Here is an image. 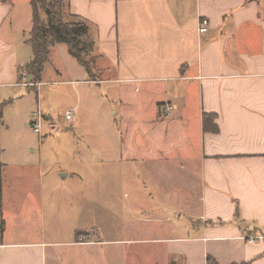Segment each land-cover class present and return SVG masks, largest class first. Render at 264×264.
<instances>
[{"label": "crops", "instance_id": "obj_1", "mask_svg": "<svg viewBox=\"0 0 264 264\" xmlns=\"http://www.w3.org/2000/svg\"><path fill=\"white\" fill-rule=\"evenodd\" d=\"M64 2L66 22L88 24L94 77L55 43L34 86L53 70L84 95L106 86L110 134L48 188L43 171L40 188L6 177L22 160L0 156V264H264V0ZM33 13L31 0L0 3V140L5 109L31 87ZM117 167L137 196L123 236ZM166 187L186 224L151 213Z\"/></svg>", "mask_w": 264, "mask_h": 264}, {"label": "rangeland", "instance_id": "obj_2", "mask_svg": "<svg viewBox=\"0 0 264 264\" xmlns=\"http://www.w3.org/2000/svg\"><path fill=\"white\" fill-rule=\"evenodd\" d=\"M90 56V52L84 54L86 59H89ZM47 73L48 75L43 79L47 82L38 87H29V93L22 101L7 106L3 120L4 124L1 126L0 156L9 161L13 160L14 157L22 160L19 164L15 163V166L10 164L6 167L4 170L5 176L10 177L18 174L20 184L26 187L36 188L37 186V188H40L45 173L46 183L44 184L48 188V176H53L59 170L72 172L76 170V158L79 151L87 148L92 141L94 147L90 150L98 153L102 151L103 140L99 137L93 139L92 135L105 137L110 134L108 124L110 117L103 100L104 97L107 98L109 95L106 93V86L100 90L89 89L87 94L84 95L80 90L81 85H60L56 82L60 78L54 70ZM72 78L79 79L76 76H72ZM79 99L81 107L77 109L74 106ZM68 111L72 114L69 119L66 117ZM39 117L42 126L40 133L36 132L33 126L34 122L39 120ZM94 121L98 125L92 123ZM117 124L125 136L126 126L119 118ZM79 125L84 127L83 132L80 131ZM93 125L96 126L93 127ZM126 151L127 149H125ZM116 170L117 182L122 185L118 189V197L119 224L121 226V236H123V228H125L126 219L130 215L127 202L137 196H135V187L130 188L127 179L128 174L122 168L117 167ZM133 182L140 183L139 177L135 175ZM58 183L64 182L59 181ZM166 188L169 190L167 198L164 201L162 200V203L156 200L155 204H152L155 207H152L151 213L167 214L173 224L178 222L186 224L189 221L188 217L183 216L180 219L174 213L175 208L180 206L181 203L179 195L170 191L171 187ZM139 207L140 204L135 205L134 211L140 217H143L144 212ZM184 213L188 214L189 212L185 211ZM106 226L107 223L105 222L104 227Z\"/></svg>", "mask_w": 264, "mask_h": 264}, {"label": "trees", "instance_id": "obj_3", "mask_svg": "<svg viewBox=\"0 0 264 264\" xmlns=\"http://www.w3.org/2000/svg\"><path fill=\"white\" fill-rule=\"evenodd\" d=\"M9 0H0V3ZM65 0H31L33 8V29L31 31L30 42L33 46L34 58L26 65V72L29 75L31 86L40 83L42 73L45 69V63L49 59L50 46L55 43H65L69 51L78 61L85 66L92 77L93 62L95 57L89 59L84 57L86 52H90L92 43L85 40V34L89 27L86 22L64 20ZM46 15L47 23L43 18ZM91 54V52H90ZM6 103H0V124L3 119V108ZM205 124H208L207 116L204 118ZM206 126V125H205ZM3 163L0 161V168Z\"/></svg>", "mask_w": 264, "mask_h": 264}, {"label": "built area", "instance_id": "obj_4", "mask_svg": "<svg viewBox=\"0 0 264 264\" xmlns=\"http://www.w3.org/2000/svg\"><path fill=\"white\" fill-rule=\"evenodd\" d=\"M209 25H210V20L208 18H203L200 22V25H199V32H201V33L206 32L208 30ZM170 109H171V107L168 108V110H170ZM66 117H67V119L72 117V114L70 111H68L66 113ZM33 126H34V130L36 132H38V133L41 132L42 126H41V118L40 117H39V120L37 122H34ZM255 238L256 237L252 236L251 240L255 239Z\"/></svg>", "mask_w": 264, "mask_h": 264}]
</instances>
